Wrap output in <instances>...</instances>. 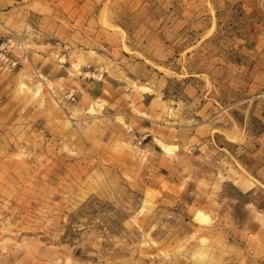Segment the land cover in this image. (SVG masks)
Instances as JSON below:
<instances>
[{"label": "rangeland", "instance_id": "374dc122", "mask_svg": "<svg viewBox=\"0 0 264 264\" xmlns=\"http://www.w3.org/2000/svg\"><path fill=\"white\" fill-rule=\"evenodd\" d=\"M262 262L264 0H2L0 264Z\"/></svg>", "mask_w": 264, "mask_h": 264}, {"label": "bare ground", "instance_id": "6f19581e", "mask_svg": "<svg viewBox=\"0 0 264 264\" xmlns=\"http://www.w3.org/2000/svg\"><path fill=\"white\" fill-rule=\"evenodd\" d=\"M146 87H147V86H146ZM148 88H149V87H148ZM162 145H163L164 148H167V145H165V144H162Z\"/></svg>", "mask_w": 264, "mask_h": 264}, {"label": "crops", "instance_id": "0c3cea01", "mask_svg": "<svg viewBox=\"0 0 264 264\" xmlns=\"http://www.w3.org/2000/svg\"><path fill=\"white\" fill-rule=\"evenodd\" d=\"M2 0H0V2H1ZM262 264H264V262H262Z\"/></svg>", "mask_w": 264, "mask_h": 264}, {"label": "built area", "instance_id": "2783aa9c", "mask_svg": "<svg viewBox=\"0 0 264 264\" xmlns=\"http://www.w3.org/2000/svg\"><path fill=\"white\" fill-rule=\"evenodd\" d=\"M15 63H13V65H14Z\"/></svg>", "mask_w": 264, "mask_h": 264}]
</instances>
